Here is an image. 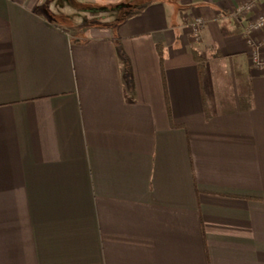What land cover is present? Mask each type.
<instances>
[{
  "label": "crops",
  "instance_id": "0c3cea01",
  "mask_svg": "<svg viewBox=\"0 0 264 264\" xmlns=\"http://www.w3.org/2000/svg\"><path fill=\"white\" fill-rule=\"evenodd\" d=\"M237 4L0 0V264H264Z\"/></svg>",
  "mask_w": 264,
  "mask_h": 264
},
{
  "label": "built area",
  "instance_id": "2783aa9c",
  "mask_svg": "<svg viewBox=\"0 0 264 264\" xmlns=\"http://www.w3.org/2000/svg\"><path fill=\"white\" fill-rule=\"evenodd\" d=\"M242 2L243 4L237 8V13L246 12L244 10L246 8L248 9L247 11H253L252 9L258 7L261 4V0H243ZM204 23L205 21L200 16L194 17V19L190 21L195 39L201 38V29ZM261 30H264V11L249 20V23L245 27V32L247 34V42L251 47H254L259 44L264 45V36H257V32ZM253 50L254 48H251L250 52V60L252 64L256 68L264 70V47H262L261 53H259L258 50Z\"/></svg>",
  "mask_w": 264,
  "mask_h": 264
},
{
  "label": "rangeland",
  "instance_id": "374dc122",
  "mask_svg": "<svg viewBox=\"0 0 264 264\" xmlns=\"http://www.w3.org/2000/svg\"><path fill=\"white\" fill-rule=\"evenodd\" d=\"M71 1V0H70ZM135 1V3H136V5H138V2H139V0H134ZM243 0H238V4L236 5V11H237V8L238 7H240L242 4H243V2H242ZM247 1V0H246ZM246 12H242V13H238V14H240V15H244V16H246V15H248V16H251L250 17V20L252 19V18H254V17H256L257 15H259L260 13H262L263 11H264V0H261V4L258 6V7H255L254 9H252L253 11H247L248 9L246 8V9H244ZM237 13V12H236ZM246 13V14H245ZM201 18H203L202 16H200ZM113 20H115V23H118V22H116V20L118 21V16L116 15L115 16V18H108V17H105V15L103 16V17H101V21H100V24H102V23H104V22H112ZM203 20L205 21V19L203 18ZM258 33V32H257ZM257 38V37H256ZM245 39H246V41H247V34H246V32H245ZM196 40H198V41H200L201 40V38H199V39H196ZM251 47V46H250ZM262 47H264V45H261V44H259V45H256V46H254V47H251V48H254V50L253 51H255V50H258L259 48V50H258V52L259 53H261V50H262Z\"/></svg>",
  "mask_w": 264,
  "mask_h": 264
}]
</instances>
